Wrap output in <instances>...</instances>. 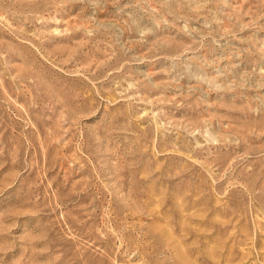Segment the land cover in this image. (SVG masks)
I'll return each mask as SVG.
<instances>
[{
    "label": "rangeland",
    "instance_id": "374dc122",
    "mask_svg": "<svg viewBox=\"0 0 264 264\" xmlns=\"http://www.w3.org/2000/svg\"><path fill=\"white\" fill-rule=\"evenodd\" d=\"M0 264H264V0H0Z\"/></svg>",
    "mask_w": 264,
    "mask_h": 264
}]
</instances>
